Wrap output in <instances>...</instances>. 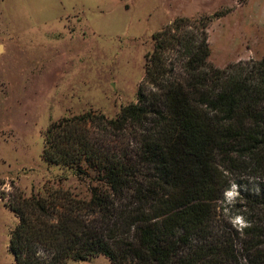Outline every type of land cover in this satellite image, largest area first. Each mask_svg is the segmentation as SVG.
<instances>
[{"label": "trees", "instance_id": "16d2710c", "mask_svg": "<svg viewBox=\"0 0 264 264\" xmlns=\"http://www.w3.org/2000/svg\"><path fill=\"white\" fill-rule=\"evenodd\" d=\"M210 20L177 17L153 33L136 101L115 117L89 110L50 123L43 160L93 181L90 196L8 201L15 264L99 254L111 264H264V55L208 63ZM241 176L258 185L240 187L246 224L235 228L219 201Z\"/></svg>", "mask_w": 264, "mask_h": 264}, {"label": "rangeland", "instance_id": "374dc122", "mask_svg": "<svg viewBox=\"0 0 264 264\" xmlns=\"http://www.w3.org/2000/svg\"><path fill=\"white\" fill-rule=\"evenodd\" d=\"M204 16L208 63L223 68L264 55V0H0V264H15L8 242L17 218L8 201L20 193L90 196L93 181L43 160L50 123L89 110L115 117L136 101L153 33L177 17ZM257 185L237 177L219 201L235 228L246 224L240 187ZM66 264L111 263L99 254Z\"/></svg>", "mask_w": 264, "mask_h": 264}, {"label": "clouds", "instance_id": "9594fccd", "mask_svg": "<svg viewBox=\"0 0 264 264\" xmlns=\"http://www.w3.org/2000/svg\"><path fill=\"white\" fill-rule=\"evenodd\" d=\"M228 195H229V197H232L233 195H235V186H233V191H230V192L228 193ZM237 220H238L241 224H243V218H242V217H238Z\"/></svg>", "mask_w": 264, "mask_h": 264}]
</instances>
